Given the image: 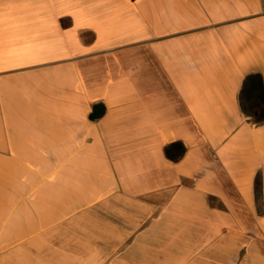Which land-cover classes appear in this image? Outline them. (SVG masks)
<instances>
[{
    "label": "crops",
    "instance_id": "1",
    "mask_svg": "<svg viewBox=\"0 0 264 264\" xmlns=\"http://www.w3.org/2000/svg\"><path fill=\"white\" fill-rule=\"evenodd\" d=\"M0 264H264V0H0Z\"/></svg>",
    "mask_w": 264,
    "mask_h": 264
},
{
    "label": "trees",
    "instance_id": "2",
    "mask_svg": "<svg viewBox=\"0 0 264 264\" xmlns=\"http://www.w3.org/2000/svg\"><path fill=\"white\" fill-rule=\"evenodd\" d=\"M176 150V154L175 156H171L169 155V151L171 150ZM164 151L166 153V156L169 160L171 161H178L181 157H182V152H183V149L181 148V145L179 143H174L172 145H168L167 147L164 148Z\"/></svg>",
    "mask_w": 264,
    "mask_h": 264
},
{
    "label": "water",
    "instance_id": "3",
    "mask_svg": "<svg viewBox=\"0 0 264 264\" xmlns=\"http://www.w3.org/2000/svg\"><path fill=\"white\" fill-rule=\"evenodd\" d=\"M102 115V107L97 105L93 108V110L91 111L88 119L91 122H94L96 120H98Z\"/></svg>",
    "mask_w": 264,
    "mask_h": 264
}]
</instances>
